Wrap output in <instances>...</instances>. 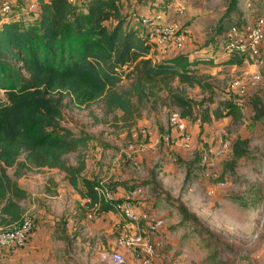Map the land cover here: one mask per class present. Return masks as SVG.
Masks as SVG:
<instances>
[{
    "label": "rangeland",
    "instance_id": "1",
    "mask_svg": "<svg viewBox=\"0 0 264 264\" xmlns=\"http://www.w3.org/2000/svg\"><path fill=\"white\" fill-rule=\"evenodd\" d=\"M14 1L16 8L23 5ZM121 1L127 8L122 16L129 17L141 31L139 15L148 2L165 13L168 6L174 10L182 4L186 11L182 28L186 34L191 23L196 30L205 28V45L210 44L216 51L214 61L226 56L218 37L212 34L217 20L230 9V3L235 4L230 13L236 24L254 21L256 16L264 19V0H250L251 6H246L244 0ZM261 47L264 51V37ZM213 63L200 62L203 66L198 72L202 82L211 88L172 80L183 95L195 100L199 114L196 119L180 117L164 91L155 98H134L139 112L131 124H125L119 117L120 110L106 111L101 101L90 108L63 104V122L77 134L86 136L87 141L103 147L107 172L111 168L116 171V175L97 177L92 155L82 149L90 165L79 175L81 186L87 176L121 187L135 178L145 188L149 183L143 197L154 218L162 220V230L156 232L161 239L160 255L153 264H212L206 257L214 250L218 264H264V63L250 59L238 64ZM128 81L124 78L120 86H126ZM241 92L245 102L238 105L239 119L231 115L210 121L200 119L207 105L214 108L223 100L233 101V96ZM0 98H5L1 89ZM146 128L152 134L143 132ZM165 131L173 133L167 143L160 138ZM153 138L154 148L140 153L141 158L133 163L127 155L130 146ZM237 141H241L238 146L246 149L239 157L232 154ZM67 158L73 162L75 153ZM7 172L17 185L20 180L31 190H25L28 196L19 201L22 220L6 222L0 216V227L28 219L32 229L24 245L0 247V264H107L97 258L99 250L110 248L105 226L85 229L87 224L83 220L92 224L98 216H88L91 208L86 199L60 176L65 175L62 171L44 166L20 177H14L10 167ZM37 175H51L57 180L48 181L51 190L41 194ZM38 228L39 232L34 234Z\"/></svg>",
    "mask_w": 264,
    "mask_h": 264
},
{
    "label": "trees",
    "instance_id": "2",
    "mask_svg": "<svg viewBox=\"0 0 264 264\" xmlns=\"http://www.w3.org/2000/svg\"><path fill=\"white\" fill-rule=\"evenodd\" d=\"M18 1L23 5L16 8L17 1L13 2L12 12L0 20V89L5 96L0 98V216L6 222L22 220L19 201L28 196L7 172L9 167L14 177L56 167L81 196H89V204L100 203L99 212L114 210L98 193L99 187L112 188V184L84 178L83 187L79 185L87 138L63 122V104L90 108L101 101L106 111L120 110L119 117L131 124L139 112L133 99L155 98L164 91L180 117L196 119L195 100L183 95L172 80L210 87L198 74L200 62L252 60L248 54L230 51L220 61L184 54L157 61L139 26L122 16L121 0H35L34 10L15 15L25 6L24 0ZM230 9L213 27L212 36L218 40L236 24ZM124 78L129 81L120 86ZM228 115L240 118V108L231 99L214 108L207 105L200 119ZM240 142L232 147L235 157L246 152ZM71 153H75L73 162L67 158ZM217 256L214 250L206 260L218 264Z\"/></svg>",
    "mask_w": 264,
    "mask_h": 264
},
{
    "label": "built area",
    "instance_id": "3",
    "mask_svg": "<svg viewBox=\"0 0 264 264\" xmlns=\"http://www.w3.org/2000/svg\"><path fill=\"white\" fill-rule=\"evenodd\" d=\"M76 2L77 0H69ZM14 0H0V20L6 18L12 12V4ZM27 11L35 9V0H24ZM246 6H251L250 0H244ZM176 13L184 14L185 7L178 4L174 7ZM139 24L142 28V33L151 43L152 52L158 48H167L171 45L181 47L184 43L186 31L181 24L175 20H168L164 18L163 11H149L139 15ZM264 19L256 16L254 21H247L242 24H234L227 29L219 38V47L224 48V51H236L248 56L256 62L264 63V51L261 47V42L264 37L263 32ZM154 57V56H153ZM233 101L242 106L245 102L243 93L238 96H233ZM143 132L152 134L148 128ZM171 131H165L160 135L161 141L167 143L172 138ZM185 139V138H184ZM151 141L141 142L134 146H130V151H127L129 159L133 163L138 162L140 153L148 149ZM206 160L205 157H203ZM145 185L135 184L128 185L121 196H117L115 191L108 186L98 188L99 195L109 203H112L115 211L120 213L124 218V223L119 230L117 243L128 249L131 254L129 258L126 253L116 248L103 249L98 251L97 258L105 261L107 264H153L159 258L158 250L160 241L156 238L162 220L149 216L145 220L144 229L140 231H131V226L138 225V211L135 200L138 196L144 194ZM87 205L91 210L89 217H96L99 215V202L90 203L89 196L84 197ZM32 229V222L28 219L23 220L16 225H5L0 227V247L1 246H17L20 247L25 244L28 235Z\"/></svg>",
    "mask_w": 264,
    "mask_h": 264
},
{
    "label": "crops",
    "instance_id": "4",
    "mask_svg": "<svg viewBox=\"0 0 264 264\" xmlns=\"http://www.w3.org/2000/svg\"><path fill=\"white\" fill-rule=\"evenodd\" d=\"M150 4L151 3L148 2L146 5H144L142 7V8H144V10H142L141 13H146V12L155 11V10L163 11V10H159L156 7H152ZM16 11L17 12L14 13L15 15H18L19 13H23V14L29 13V11H27L25 7H22L21 9L19 8ZM121 11L125 14L127 12V8H124V6L122 5ZM163 12H164V18H166L168 20H175L178 22V24H181V25H183L185 23V18L183 15H185L186 11L184 14H179V13H176L175 10H173V7L169 8V6H168V12H166V13H165V11H163ZM129 19H130L129 17L126 19L127 22H132L131 19L130 20ZM193 26L194 25L192 23L187 25V32L188 33L186 34L185 39H184V43L181 47L171 45L165 49L158 48L155 50V53L153 52L154 59L158 61L161 59H165V58L175 56L177 54H184V55H187L189 58H194V56L195 57H197V56L215 57L214 55H215L216 51L214 50L215 51L214 52L212 50L210 44L205 45V39L207 38V35H205V32H204L205 28L203 30L201 28L199 30L198 29L196 30ZM204 46H206V47H204ZM224 53L227 54L226 51H224ZM222 59H223V57L218 58V60H222ZM201 66H203V64L199 63V68ZM155 140L156 139H154V138L150 139L151 142L148 146L149 149L154 148ZM96 144L97 143H92L90 141H87L86 145L83 147L84 152H88L90 155H92V159L94 160V164L96 165V169H95L94 173L96 175H98L97 177H103L105 174H110V173H113L114 175H116V171L113 168L110 169V173L107 172V170H106V168H107L106 167V159H104L102 156L103 147L96 145ZM149 149H147V150H149ZM138 158L140 159L141 156ZM85 161H86V166H85L84 170H86L90 165L89 164L90 159L88 160V158L85 157ZM98 172H100V174H98ZM114 175H113V178H114ZM37 176L40 178V184H41V188H42L41 194H43V193L45 194V192L51 190V187L49 186V184H50L49 182L54 183V181L57 180L56 177H54V179H53V177H51V175H49L47 177L44 175H37ZM60 176L64 177V175H60ZM86 179L93 180L94 177L87 176ZM103 180H105V179H102V181ZM115 180H116V177L114 178V181ZM136 180H140V179L135 178V180L131 181L130 183L135 182ZM82 184H83V182H82ZM129 184H127L126 187ZM47 185H48V187H47ZM79 185H80V182H79ZM18 186H20L21 188H23L26 191L31 190L30 187H28L29 185L22 184L20 180H18ZM112 186H113L112 188L115 191L117 196H121L126 189V187H121V185H119V184H115V185L112 184ZM80 187H83V185L82 186L80 185ZM148 188H149V183L146 184L145 192L147 191ZM46 189H47V191H46ZM143 196H144V194L138 196L135 200V203L137 206V211H138V225L134 226V224H133L131 226V231H133V232H137V231H140L141 229H144V224H145L146 218H148L149 216H152V215H153L152 217H154V212L152 211V213H151V209L149 207H147V201H145V197H143ZM154 211H155V209H154ZM124 221L125 220L122 217V215H120V213H118L115 210H109L106 212H100V214L98 215V217L96 218L94 223L90 224L88 221L83 220V224H85V223L87 224L86 228H85L86 230H88L89 228H95V229L104 228V226H105V231H106L105 235L107 236L106 237V243L110 244V248L118 247L119 249L123 250L126 253V255L130 258L131 254L128 252V249L126 247L122 246L121 244L117 243V237L119 235V230L121 229ZM161 228L162 227H160L158 230L161 231L162 230ZM39 230H40V228H38L34 232V234L39 232ZM86 230L84 231L85 234H87ZM114 232H115V234H114ZM156 235H157L156 236L157 239L160 241L161 240L159 238L160 236L158 234H156ZM160 243H161V241H160ZM156 261H158V260H156Z\"/></svg>",
    "mask_w": 264,
    "mask_h": 264
}]
</instances>
